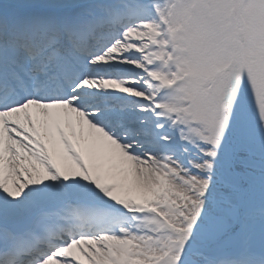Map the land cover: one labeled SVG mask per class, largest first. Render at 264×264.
Segmentation results:
<instances>
[{"label":"snow or ice","instance_id":"obj_1","mask_svg":"<svg viewBox=\"0 0 264 264\" xmlns=\"http://www.w3.org/2000/svg\"><path fill=\"white\" fill-rule=\"evenodd\" d=\"M0 264H264V0H0Z\"/></svg>","mask_w":264,"mask_h":264}]
</instances>
